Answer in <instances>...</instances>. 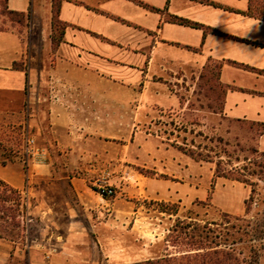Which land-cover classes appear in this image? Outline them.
I'll list each match as a JSON object with an SVG mask.
<instances>
[{"label":"crops","instance_id":"0c3cea01","mask_svg":"<svg viewBox=\"0 0 264 264\" xmlns=\"http://www.w3.org/2000/svg\"><path fill=\"white\" fill-rule=\"evenodd\" d=\"M260 1L262 17L254 7L250 12L252 0H60L64 34L59 42L53 40V0L7 1L9 10L29 16V32L20 37L0 31V118H24L49 159L31 167L29 187L19 158L0 161V180L34 199L31 214L57 239L59 257L71 263L82 253L84 261V251L100 243L99 229L110 232L115 226L112 215L123 221L135 213L131 202L118 197L117 213L105 217L106 203L92 190L90 175L75 174L79 166L89 171L85 160L102 157L100 149L110 140L124 138L119 129L127 114L119 101H103L95 85L72 81L71 67L137 94L132 133L156 115L184 114L189 100L182 102L172 88L194 83L208 65L217 67L215 86L225 91L221 112L206 114L215 130H223L221 123L227 121L264 125ZM258 150L264 152V133ZM109 240L114 247L120 244ZM48 259L45 264L59 261Z\"/></svg>","mask_w":264,"mask_h":264},{"label":"rangeland","instance_id":"374dc122","mask_svg":"<svg viewBox=\"0 0 264 264\" xmlns=\"http://www.w3.org/2000/svg\"><path fill=\"white\" fill-rule=\"evenodd\" d=\"M53 2L56 11L60 0ZM252 2L254 11L259 5L263 7L260 0ZM0 30L20 37H26L29 32L26 17L9 14L6 0L0 10ZM54 35L58 36L57 30ZM71 68L72 81L95 85L103 101H119L121 110L127 114L119 129L124 138L110 140L100 149L102 157L85 160L89 171L79 166L75 174L80 177L88 173L89 184L96 193L92 166L109 168L115 174L112 183L117 196L111 203L105 202V217L117 213L113 211V203L118 197L131 202L135 213L123 221L112 215L115 226L110 232L105 226L99 229L98 246L92 243L91 250L84 251V261L79 258L81 253L78 259L68 263L69 260L66 262L57 255V239L45 233L43 223L31 214L34 199L9 185L0 186V264H34V261L45 264L50 260L48 255L59 258L56 264H134L165 255L178 256L186 250L173 246L184 237L179 228L175 230L178 220L202 226L209 224L210 228L217 229L212 223H222L227 216L253 220L263 209L264 152L258 150V143L264 126L227 121L221 123L223 130L216 131V125L208 122V113L221 112L223 105L224 88L215 86L217 67L208 65L194 83H181L172 88L182 102L189 100L184 114L176 111L161 114L162 117L156 115L152 122L135 127L138 134L131 129L137 119L132 107L137 94L133 90L119 89L115 83L100 79L93 72L84 74L76 66ZM158 102L167 104L161 99ZM142 113L141 116L146 117V113ZM24 127V118H0L2 164L20 159ZM186 150L210 155V162H198L187 155ZM216 168L230 172L229 176L216 177ZM242 174L249 183H254V202L250 200L252 185L234 180ZM162 179L175 183L165 187L158 182ZM161 203L177 205L178 214L172 213V206L164 208ZM110 238L118 239L119 246L114 247Z\"/></svg>","mask_w":264,"mask_h":264},{"label":"trees","instance_id":"16d2710c","mask_svg":"<svg viewBox=\"0 0 264 264\" xmlns=\"http://www.w3.org/2000/svg\"><path fill=\"white\" fill-rule=\"evenodd\" d=\"M6 0V4H7ZM3 0H0V10ZM8 9V6H7ZM253 5L250 6V12ZM253 12V11H252ZM11 15H21L28 20V15L8 9ZM58 8L53 15V40L59 42L64 34V25L58 18ZM254 14L262 17L263 9L257 7ZM175 22L185 24L186 20L173 18ZM196 27H202L195 24ZM55 30L58 36L55 37ZM2 31V30H0ZM264 126V125H263ZM185 153L198 162H210L211 156H204L202 153H196L193 150H186ZM257 153V152H256ZM230 172L216 168V177H228ZM234 180L252 185V194L250 200L254 202L256 192L254 183H249V179L240 175L235 176ZM0 186H8L0 180ZM0 201H2L0 197ZM161 203L162 207L172 206V213L178 214V208L175 204ZM264 205V202H262ZM259 206L258 203H256ZM217 229H212L209 224L200 225L178 220L176 229L184 234L183 240L175 241L174 247H184L186 250L179 252L178 256L165 255L157 259H150L145 262L134 264H264V207L260 209L253 220L244 218L231 219L229 216L222 223H212Z\"/></svg>","mask_w":264,"mask_h":264},{"label":"built area","instance_id":"2783aa9c","mask_svg":"<svg viewBox=\"0 0 264 264\" xmlns=\"http://www.w3.org/2000/svg\"><path fill=\"white\" fill-rule=\"evenodd\" d=\"M23 131L24 142L20 152V161L23 165L26 173V187L30 184V170L34 165L44 164L49 156L46 151L42 150L35 138L31 135L29 126L25 123ZM92 172L95 176L94 185L96 187V193L106 203H111L117 196L116 186L112 183L114 178V172L109 168H100L92 166Z\"/></svg>","mask_w":264,"mask_h":264}]
</instances>
